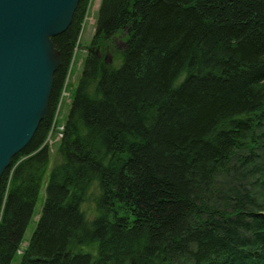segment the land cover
<instances>
[{
  "label": "trees",
  "instance_id": "1",
  "mask_svg": "<svg viewBox=\"0 0 264 264\" xmlns=\"http://www.w3.org/2000/svg\"><path fill=\"white\" fill-rule=\"evenodd\" d=\"M87 4L52 38L47 113L0 179V264L33 214ZM117 32L118 66L86 56L19 264H264V0H101L92 44Z\"/></svg>",
  "mask_w": 264,
  "mask_h": 264
},
{
  "label": "water",
  "instance_id": "2",
  "mask_svg": "<svg viewBox=\"0 0 264 264\" xmlns=\"http://www.w3.org/2000/svg\"><path fill=\"white\" fill-rule=\"evenodd\" d=\"M79 1L0 0V179L47 113L60 64L52 38Z\"/></svg>",
  "mask_w": 264,
  "mask_h": 264
},
{
  "label": "rangeland",
  "instance_id": "3",
  "mask_svg": "<svg viewBox=\"0 0 264 264\" xmlns=\"http://www.w3.org/2000/svg\"><path fill=\"white\" fill-rule=\"evenodd\" d=\"M100 1L101 0H88L86 13L81 22L80 31L74 47L69 70L65 77L56 108L54 109L53 112V120L49 128V131L51 133V138H53L54 141L53 143L49 144V149H48L49 161L46 166L45 172L43 174L41 188L39 189V195L37 197L36 206H34L33 214L29 220L23 238L19 244V249L17 250L13 260L11 261V264L19 263L21 258L20 255H22L23 251L28 247L30 236L34 231V228L40 217L41 207L43 205V200H44L45 185L48 180L50 169L52 165L57 161L56 151L60 142L59 141L60 139H57L59 137L58 134L59 132H61V128L63 127L65 120L67 118V114L71 103V98L73 97L74 92L76 90V84L80 77L86 56L88 54L87 53L88 49L92 45V37L94 35V26L96 23L97 10L100 5ZM124 36L125 34L123 32H117L112 37H110L112 48L110 47L111 49L109 48L110 50L107 51L106 54L108 55V57L105 59V61L112 67L118 66L121 62L123 48L118 47V45L125 40ZM110 40L107 41L106 44H109ZM93 46H94L93 50H95L97 46L96 45ZM43 144L46 145L45 142ZM22 158L23 157L21 156L16 161L15 165ZM83 208L85 210L86 217H93L99 214V209L97 208L92 198H88V202L83 204ZM81 250L86 252L89 251L93 253V247L88 245H84L83 247H81Z\"/></svg>",
  "mask_w": 264,
  "mask_h": 264
}]
</instances>
